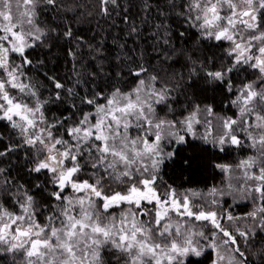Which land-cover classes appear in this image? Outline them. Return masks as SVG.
<instances>
[{"label": "snow or ice", "instance_id": "snow-or-ice-1", "mask_svg": "<svg viewBox=\"0 0 264 264\" xmlns=\"http://www.w3.org/2000/svg\"><path fill=\"white\" fill-rule=\"evenodd\" d=\"M2 264H264V0H0Z\"/></svg>", "mask_w": 264, "mask_h": 264}, {"label": "trees", "instance_id": "trees-1", "mask_svg": "<svg viewBox=\"0 0 264 264\" xmlns=\"http://www.w3.org/2000/svg\"><path fill=\"white\" fill-rule=\"evenodd\" d=\"M0 264H2V262H0Z\"/></svg>", "mask_w": 264, "mask_h": 264}]
</instances>
